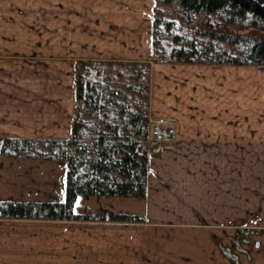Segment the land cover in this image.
Returning a JSON list of instances; mask_svg holds the SVG:
<instances>
[{"label":"crops","instance_id":"crops-1","mask_svg":"<svg viewBox=\"0 0 264 264\" xmlns=\"http://www.w3.org/2000/svg\"><path fill=\"white\" fill-rule=\"evenodd\" d=\"M154 8L155 0H0V200H64V162L6 156L2 141L69 138L76 62L151 59ZM150 104L176 134L149 152L145 207L78 200L82 210L146 220L0 219V264H149L150 235L161 228L208 232L213 252L227 249L219 238L234 227L264 228V72L159 61Z\"/></svg>","mask_w":264,"mask_h":264},{"label":"trees","instance_id":"trees-1","mask_svg":"<svg viewBox=\"0 0 264 264\" xmlns=\"http://www.w3.org/2000/svg\"><path fill=\"white\" fill-rule=\"evenodd\" d=\"M152 55L169 62L254 64L264 71V0H155ZM151 63L80 60L66 139L5 137L6 156L61 161L62 201L0 200V218L144 222L142 213L87 211L81 198L148 193Z\"/></svg>","mask_w":264,"mask_h":264},{"label":"rangeland","instance_id":"rangeland-1","mask_svg":"<svg viewBox=\"0 0 264 264\" xmlns=\"http://www.w3.org/2000/svg\"><path fill=\"white\" fill-rule=\"evenodd\" d=\"M158 1V0H157ZM159 8V13L167 17H174L178 13L177 10L172 12L171 8H175L174 5H164L160 1L156 2ZM80 61V60H79ZM103 61H124L125 60H103ZM163 63H189V62H169L155 58L154 56L147 62L151 63V75L152 67L156 62ZM228 64V63H224ZM254 65V64H250ZM261 70V69H260ZM262 71V70H261ZM264 72V71H263ZM75 79V72H74ZM76 98V96H75ZM150 103H151V81H150ZM151 105V104H150ZM76 107V100L75 106ZM75 117V110H74ZM73 117V119H74ZM159 117L150 110L149 125L151 119ZM164 117V116H163ZM150 129V126H149ZM170 143V141H164L162 144ZM147 148L151 153L153 148H157V144L148 141ZM14 194H18L16 191ZM94 197V196H93ZM81 198L88 199L89 205L92 207H104L123 209V210H135L141 211L145 207V202L141 198L137 197H102L99 198ZM83 202V201H82ZM81 202V203H82ZM87 204V205H88ZM85 206V210H89L90 207ZM79 209H83V206H79ZM95 211V210H93ZM0 219H14V218H0ZM29 220H50V219H29ZM81 221V220H79ZM214 231L218 234L221 230ZM223 232V231H222ZM158 237L150 235L148 261L149 264H264V228H258L257 230L251 228H232L228 232L219 238L221 241V247L227 248L226 250L216 249L213 252L211 241L208 238V232H190L189 230H179L174 227L161 228ZM211 233V230H210ZM219 241V242H220ZM216 247L220 244L216 238ZM219 244V245H218Z\"/></svg>","mask_w":264,"mask_h":264},{"label":"built area","instance_id":"built-area-1","mask_svg":"<svg viewBox=\"0 0 264 264\" xmlns=\"http://www.w3.org/2000/svg\"><path fill=\"white\" fill-rule=\"evenodd\" d=\"M176 134V126L173 119L168 117L159 116L151 119L149 129V140L157 144L158 150L164 141H173Z\"/></svg>","mask_w":264,"mask_h":264}]
</instances>
